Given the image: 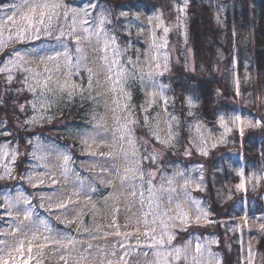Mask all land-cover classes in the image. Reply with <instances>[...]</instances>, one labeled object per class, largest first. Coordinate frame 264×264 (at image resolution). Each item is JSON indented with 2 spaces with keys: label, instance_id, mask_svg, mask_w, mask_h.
I'll use <instances>...</instances> for the list:
<instances>
[{
  "label": "rangeland",
  "instance_id": "obj_1",
  "mask_svg": "<svg viewBox=\"0 0 264 264\" xmlns=\"http://www.w3.org/2000/svg\"><path fill=\"white\" fill-rule=\"evenodd\" d=\"M137 1L34 0L61 8L52 16L51 35L37 25L39 32L21 40L24 0H0V264H78L81 253L88 257L83 264H156L148 247L153 215L145 224V214L155 208V201L148 204L149 179L165 211L167 197L175 198L170 216L185 192L207 213L197 221L183 205L190 220L177 218L180 226L171 228L167 247L187 249L188 259L172 264H193V257L201 264H264V90L250 85V60L244 57L238 69L233 47L230 58L224 53L211 58L209 70L200 66L187 29L190 0H145L148 12L136 9ZM214 9L216 17L226 11L221 4ZM84 28L92 33L87 39ZM232 36L238 38L234 30ZM77 37L84 57L79 71L63 55L66 45L75 63ZM121 68L129 73L123 91L114 84ZM207 71L222 81L208 85L209 103L198 98L193 83L199 74L210 76ZM184 76L181 92L174 93L173 80ZM44 84L43 96L33 93ZM74 103L83 110L80 117H64ZM235 115L251 124L233 123ZM126 119L133 121L131 135L121 140ZM129 139L137 149V179L122 184L119 176L132 166ZM60 154L70 158L67 172ZM241 172L244 186L238 188ZM21 194L31 203L10 208ZM27 208L31 220L24 217Z\"/></svg>",
  "mask_w": 264,
  "mask_h": 264
},
{
  "label": "snow or ice",
  "instance_id": "obj_2",
  "mask_svg": "<svg viewBox=\"0 0 264 264\" xmlns=\"http://www.w3.org/2000/svg\"><path fill=\"white\" fill-rule=\"evenodd\" d=\"M22 7H27L28 8V13H25L22 17L21 20L24 21V26L22 28H20L19 32H18V38L23 40V39H27V33L32 32L33 30H35L36 32L40 31V28L37 27V25H43L45 28V33L48 35H51V32L48 31V29L51 27L52 24V16L53 15H58L59 12L58 10L61 8V5L58 3H48V2H44V3H36L34 2V0H24V4L22 5ZM180 12L183 13L184 9L181 8ZM66 15V13H65ZM7 20L9 22H14V17L13 16H8ZM73 20L75 21V17H73ZM84 23H87V21H84ZM101 24H103V20H101ZM159 26V25H158ZM73 33L75 32V29L73 28ZM84 33H85V38H89L92 33L89 31L88 28H84L83 29ZM164 32L167 33L168 29L164 28ZM97 36H99V33H96ZM64 36V32L61 31L60 32V36L57 37V39H60L61 37ZM76 49H75V63H72L73 60V56L69 53L67 46L65 45V51L63 53V55L65 56L66 60L68 61V66L69 68L75 67L77 71H79L80 67L82 66V60L84 59V57L81 55L82 53V49L79 46V38L77 37L76 41ZM114 43V40H113ZM105 47L107 48V44L105 45ZM118 55V52L116 53ZM57 56H60L61 53L57 52L56 54ZM49 59H55V57H49ZM90 71V70H89ZM67 75H72L71 71H69V73H67ZM152 73H148L147 76L149 79L152 78ZM116 78L114 80V84L117 86H120V90L123 91V84L124 82H126V80L129 77V73L127 72V70L121 68V70L119 72H117L115 74ZM49 79H51L49 77ZM48 85L44 84L41 88V90L39 92H37V89L33 88L32 91L33 93H36L38 95L43 96L44 95V91L47 89ZM63 87H67V85H63ZM115 90V88L113 89ZM159 94L160 96L163 98V87L161 86V88L159 89ZM166 104V101H165ZM173 119H175V117H173ZM146 123H147V117L145 118ZM129 123H133V121L131 120H127L125 121V124H123L121 126L120 132H121V136L120 139L123 140L125 138V136H130L131 135V129L128 127ZM233 123H240V124H251L250 121H245L240 115H235L233 117ZM260 122L257 121V124H259ZM221 125H224V121H223V117L221 118ZM228 129H226L227 131ZM241 132H243V128H241ZM153 135L156 136V138L159 140V133L158 130H154L153 131ZM172 139L171 136V125L169 124V140ZM161 143H168V141H164L161 140ZM129 145L132 147V152H131V159H129V164L132 165L131 167L127 168L125 170V174L124 175H120L119 178L121 180V183H125V181H127L128 179H137V172H138V168H137V164L138 161L135 159L136 154H137V149L135 147L134 142L129 139L128 141ZM213 147H215V145H213ZM205 155H207V152H204ZM63 160L65 162V171L67 172V163L69 162L70 158L67 155H63ZM128 154H126L127 156ZM151 159L155 160V156H152ZM131 173V176H129L128 174ZM179 175L183 176V173H180ZM144 176L145 174L143 172L139 173V179L141 181L144 180ZM241 176V183L239 185H237L238 188H243L244 186V178H243V173H240ZM174 177H170L168 179V184L171 185L173 182ZM147 183L149 184V188H148V204L149 207L151 208L153 202L155 201V208L149 212L145 214V224L147 225L148 221H147V215H153V220H152V225L153 227L151 228V244L148 245V247L154 249V255L156 256L157 260H156V264H172L173 260H180L181 258L187 260L188 256H187V249H182V248H176V247H167L168 245L171 244V241L173 239V235L171 232V228L173 226H180V225H176V220L177 218H179V220L181 221L182 224H186L189 222L190 220V216L188 212L184 211V207L183 205L186 204L188 205L193 211H195L196 216L195 219L197 221H199L202 217L206 218L207 213L201 208L199 201L196 200H192L188 194L185 192V201L180 202L178 200H176L175 202V216H170L168 213L170 211H173V208L171 207L173 205L174 202V197L172 196H168L167 197V203L169 205V208L167 211L164 210L161 201V197L157 196V189L155 188V186L152 184L151 179H149L147 181ZM189 183L188 180H185V187L187 186V184ZM197 187H199V185H197ZM159 191H165L163 189V185H161ZM167 191H171V192H175L176 189L174 188H169ZM133 195H135V191H133L132 193ZM143 193H141V197L143 199ZM21 201L24 204H30L31 202L27 199V197H24L22 194L18 195L17 197H15L14 200L9 202V207H13V205H18L21 203ZM59 207L63 208L65 207V205L61 204ZM19 210V209H18ZM24 217L27 220H31L32 218V210L30 208L24 209ZM40 224L44 226V230L48 231V226L47 224L41 220ZM32 227L36 228L37 231H39V228L33 224ZM23 226H21L20 228H18L17 230H22ZM157 229H159L158 232V236L159 238H157ZM145 235H149V232H145ZM69 240V243L72 244L73 246V250H76V245L75 242L71 240L70 237L67 238ZM0 243H3L2 241H0ZM124 245H121V248H123ZM91 248V245H88V248L85 249V252H88V250ZM2 251V250H0ZM18 252H23V247L21 246V248L17 249ZM28 252L31 253V247L28 248ZM196 252L200 253L201 252V245H197L196 247ZM145 255H147V253H145ZM63 259V257H61ZM88 257L87 255L81 253L79 256V261L78 264H83V262L87 261ZM3 264H8L7 261H4ZM25 264H27V262H25ZM109 264H111V262H109ZM193 264H201V262L199 260H197L195 257H193ZM206 264H218V261H215V259L211 260V261H207Z\"/></svg>",
  "mask_w": 264,
  "mask_h": 264
},
{
  "label": "trees",
  "instance_id": "obj_3",
  "mask_svg": "<svg viewBox=\"0 0 264 264\" xmlns=\"http://www.w3.org/2000/svg\"><path fill=\"white\" fill-rule=\"evenodd\" d=\"M147 3L145 0L137 1L135 7L142 12H148ZM220 4L225 7L226 11L224 15L216 17L214 6ZM189 9L187 29L197 63L209 70L208 63L211 62V58L217 60L224 53L230 58L232 53L229 54V50L234 47L238 69L241 68L244 57L246 61L250 60L252 74L255 78L253 80L252 77L250 85L254 87V90L257 88L264 90V0H234L231 5L222 0H190ZM233 30L238 35L235 40L232 36ZM242 39L244 41L240 42ZM188 74L185 72L184 75ZM205 74L206 72L199 74L193 83L197 82L195 93L198 98L209 103L213 90L208 85L219 86L222 81L217 79L212 71L207 73L210 76H205ZM184 79L187 80V77L173 80L172 91L174 93L181 92L180 81L183 83ZM134 98L138 102L140 95L135 92ZM81 112L83 110L74 103V106L64 113V117L70 118L74 115L80 117ZM73 121V124L76 123V120ZM257 148L258 146H255L254 151Z\"/></svg>",
  "mask_w": 264,
  "mask_h": 264
}]
</instances>
